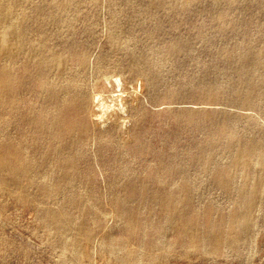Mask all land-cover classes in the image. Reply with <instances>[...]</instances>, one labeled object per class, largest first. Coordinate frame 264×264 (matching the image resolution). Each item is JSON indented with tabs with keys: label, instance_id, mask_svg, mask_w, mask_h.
<instances>
[{
	"label": "rangeland",
	"instance_id": "obj_1",
	"mask_svg": "<svg viewBox=\"0 0 264 264\" xmlns=\"http://www.w3.org/2000/svg\"><path fill=\"white\" fill-rule=\"evenodd\" d=\"M47 1L50 0L36 2L47 6ZM88 5L84 0L83 7L80 4L78 10L70 11V27L57 17H48L45 31L32 29L29 36H46L45 43L70 53L68 65L89 91L99 82L105 83L104 77L113 73L122 79L123 97L127 93L122 102L126 111L121 113L115 108L99 122L87 125L86 153L81 156L84 159L72 182L85 194H93L91 199L102 213L101 223L89 242L77 249V261H73L70 252L51 241V233L37 221L36 205L18 203L11 194L0 195V264H113V258L100 249L107 237L122 242L117 257L139 254L136 264H264V193L253 210L254 225L244 231L239 242L222 244L216 237L228 233L227 223L234 214L243 180L232 179L228 182L231 187L224 192L217 186V175L203 171L195 160L200 152L209 150L212 168L219 169L218 166H228L235 141L263 140L256 142L259 145L264 142V69L252 61L241 65L244 54H254L264 47V0L223 1L217 6L213 0H193L186 12L167 4H162L163 8L149 7L148 0H96L94 6ZM244 23L249 25L248 31H244ZM110 36L117 37V46L111 45ZM79 50L86 54L83 68L74 65ZM155 75L160 76L156 84L150 77ZM241 80L253 88L247 104L234 97ZM24 82V108H33L35 80L28 73ZM213 91L219 95L204 97ZM1 112L0 128L4 120ZM227 120L229 125L223 127ZM17 131L25 139L28 154L34 153L28 125H18ZM170 168L172 175L166 178ZM155 173L163 176L167 185L188 194L180 196L181 209L184 216L191 218L195 210L199 212L193 224L202 228L209 217L220 221V227L205 229L208 237L201 248L193 247L188 238L177 237L171 227L161 231L165 215L159 204L137 214L144 224L151 223L149 228L128 230L122 226L123 218L119 216L124 205L114 199L115 195L121 194L126 185L157 188L159 179ZM132 207L136 208L137 203ZM70 211L81 223L84 221L85 213L75 206ZM149 256L155 259L149 261Z\"/></svg>",
	"mask_w": 264,
	"mask_h": 264
},
{
	"label": "bare ground",
	"instance_id": "obj_2",
	"mask_svg": "<svg viewBox=\"0 0 264 264\" xmlns=\"http://www.w3.org/2000/svg\"><path fill=\"white\" fill-rule=\"evenodd\" d=\"M36 1L0 0V111L4 114L3 124L0 128V195L11 194L18 203L36 205L37 221L42 222L44 227L51 233L49 237L51 241L59 243L70 252L71 256H69L71 260L77 261V249L89 242L93 231L99 227L102 220V213L97 207L98 203L96 204L94 199H91L94 198L93 194H85L80 190L82 189L80 186L75 188L72 184L79 171L80 160L84 159V157L81 159V156L86 153L83 152V149L86 143L87 125L99 122L109 111H114L115 108L117 111L125 113L126 104L122 102L125 101L124 97L127 93L123 97L125 89L122 88V79L118 78L116 76L118 74L114 75V73L112 76L104 77V80L101 75V79L105 83L99 82L94 89L89 91L83 84L82 78L76 77L74 69L72 70L69 67L70 53H67L61 46L55 47L45 43L43 37L46 36H29V32L32 29L44 32V21L48 17H52V19L57 17L66 27H70L73 18L70 11L77 9L76 7L80 4L82 6L84 0H50L49 2L47 1V6L43 5L44 7ZM86 1L91 6H94L96 3V0ZM148 1L149 7H161L162 4H167L169 6H178L185 12L193 2V0ZM223 1L231 2L232 0H213V3L217 6ZM91 14L93 13L91 12ZM115 25L113 23L112 27ZM244 26V31H248L249 25H245L244 23ZM115 28H113L114 32ZM88 29L90 30V26ZM88 29L86 30L88 31ZM85 33L87 32L85 31ZM245 33L244 35H246ZM116 36H110L112 46L118 45ZM175 47L173 46L174 49ZM241 49L243 50L242 45ZM246 49L244 47L245 51ZM248 52L243 55L241 65L243 66L246 62L252 61L257 65V68L262 67L264 69V47L258 49L255 53L253 52L254 54L251 52L249 54ZM74 61L76 67H85V51H80ZM106 65L104 67L102 65L101 67L105 68ZM111 68L113 67L111 66ZM28 73L32 75L36 84L35 90L33 91L32 89L33 93L35 92L36 94H34L36 98L33 101L36 108L33 105V108L25 109L22 100L27 84L24 82V76ZM78 73L80 72L78 71ZM145 76L147 74L144 75V79ZM150 77L154 84L160 81L159 75ZM262 78H264V70ZM236 86L234 90L236 100H241L246 104L249 103L250 96L253 93L252 85L241 80ZM140 89L141 86H139ZM134 91L133 93H136V89ZM214 91L204 94V97L218 96L219 94ZM105 93L110 94V96H105ZM110 114L112 115V112ZM122 121L124 125L125 122L124 120ZM22 123L28 125L32 134V143L33 147H35V151L32 154H28L25 139L17 131L18 125ZM228 125V120L223 123V127H227ZM255 141L253 140V142ZM256 142L235 141L232 145V154L228 166H218L219 169L212 168L209 160V150H203L195 158L201 164L203 171L217 175V186L224 192H227V189L231 187L228 182H232V179L240 177L243 180L239 197H237V202L234 205V214L227 223L228 233L225 236L216 237V241L219 240L222 244L227 245L239 242L244 236V231L255 223L253 210L259 205L260 197L264 193V142L261 145ZM123 154L125 155L126 153ZM186 162L184 161V163ZM170 164H168L170 165L169 167H172L173 164ZM180 165L178 164V166ZM180 167L184 169L182 165ZM172 171V168L168 170L166 178L172 175ZM181 171L180 173H182ZM162 178L163 176L158 177L159 184L157 188L152 189L148 184L139 185L136 188L126 185L122 189L121 194L115 195L114 199L122 202L124 205L120 209L119 216L120 219L123 218L121 221L123 223L122 226L128 230H144L146 227L149 228L151 223L148 225L144 224L145 222L143 223L138 219L137 214L139 216L147 206L150 208L159 204L161 211L165 215L161 224V231L167 227H171L175 230L177 237L188 238L193 247L201 248L208 237L205 229L220 227V221L209 217L206 221L207 223L201 226L202 228L193 224V220H197L199 212H195V210L192 214L194 217L191 218L189 215L187 217L184 216L181 209L182 201L180 196L188 194L176 190L177 188L174 189L170 184L167 185L162 181ZM23 182H26V184L24 185ZM235 195L237 196V194ZM96 200L98 201V199ZM135 203H137V207L133 208L132 206ZM74 206L81 213H85L83 215L85 219L82 223L71 214L70 208ZM210 207L212 210L215 209L212 206ZM127 212L129 214L123 217V214ZM159 237L160 235H158ZM121 247L122 242L120 240L107 237L102 241L100 249L106 256L113 258V264H136L140 258L139 254L126 253L124 257H117L118 251H121ZM84 257H87L86 253H84ZM146 258L149 261L155 259L150 256Z\"/></svg>",
	"mask_w": 264,
	"mask_h": 264
}]
</instances>
